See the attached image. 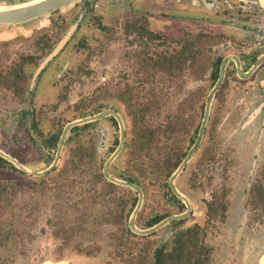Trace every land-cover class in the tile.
I'll use <instances>...</instances> for the list:
<instances>
[{"label": "rangeland", "instance_id": "374dc122", "mask_svg": "<svg viewBox=\"0 0 264 264\" xmlns=\"http://www.w3.org/2000/svg\"><path fill=\"white\" fill-rule=\"evenodd\" d=\"M27 1L0 0V6ZM213 1L215 7L195 8L186 1L183 14L178 0H77L50 16L0 26V151L31 172L43 171L55 157L53 135L67 123L114 110L124 125V146L109 173L121 181L135 180L142 188L135 226L148 229L156 219L181 213L166 183L191 141L175 129L180 102L198 100L193 90L199 82L189 77V69L179 73L178 36L214 35L208 43L213 56L251 55L243 35L257 46L258 34L242 28L239 2ZM181 16L211 22L183 21ZM143 26L157 37L141 35ZM71 27L66 44L34 78L51 53L47 50ZM19 61L24 62L23 80L13 89L24 91L14 95L4 80L14 77L10 68ZM257 75L243 82L228 67L214 96L209 132L176 180L193 215L150 236L133 234L128 227L137 194L111 188L102 175L120 138L113 117L70 131L58 165L47 175L33 177L11 163L0 168V264H154L155 250L169 252L176 234L194 225L200 228L195 255H203L201 245L208 249L202 264H257L264 254V203L251 185L264 156L251 151L264 147V92L258 87L264 74ZM201 83L211 85L205 77ZM24 111L34 128H25ZM214 168H223L222 182L219 177L210 182ZM242 173L247 181L229 180ZM211 186L224 190L226 197L224 203L218 197L217 210H206Z\"/></svg>", "mask_w": 264, "mask_h": 264}, {"label": "flooded vegetation", "instance_id": "af4514ba", "mask_svg": "<svg viewBox=\"0 0 264 264\" xmlns=\"http://www.w3.org/2000/svg\"><path fill=\"white\" fill-rule=\"evenodd\" d=\"M186 1H189L191 6L194 8H195V6H198V5L199 6L203 5L204 7H209V6L215 7L216 3H217V2H214L213 0H210V2H207V0H178L180 13H183V14L185 13L186 4H187ZM237 1L239 2V7H240L239 8V12H240L239 14H240V16H242L243 22H244V25L242 28L244 29V31L246 33L256 32L258 34L257 46H255V48L252 47V45H251L252 41H251V39L249 40V38H250L249 35L246 37L243 35V38L241 40L242 42L245 41L244 45H247V48L249 47L248 49H249L251 55H245V56L241 57V56H237L234 53H230V54H227L225 56H222V55L213 56L210 53L208 43H209V41H211L215 37L214 35H209L206 33L198 32V33H196L195 36L185 38L186 34L183 32V34L178 36L177 43H178V46L180 48V50L178 52V55H179V73L181 71V74H183L185 72V70L188 72V69H189V73H188L189 77H192V79L197 83L199 82V84H197V86L193 90L198 95V100H195L192 102H189L188 101L189 99L181 100L180 108L181 107L182 108L181 109L179 108L178 114L176 115V118H175V122H176L175 129H176V131L180 135H183L184 137L188 136V139H191V141L189 142V145H188V152L180 160V162L176 166V169L182 163V161L185 159V157L187 156L189 151L194 146L196 140L198 139L200 129H201L202 120H203V114H204V110H205L207 97H208V94L211 91V89L216 84V81L219 77L220 68H221L223 60L228 58V57H235L239 63L240 69H241L244 77L242 78L238 75L237 64H236L234 59L230 58L229 61L226 63L225 68H224V76H223L222 83L220 84V86L216 92H218L221 89V87L223 86V82L225 81V76H226L228 67H230L232 69L233 74L238 79L242 80L243 82L245 80H247V81H249L250 79L252 80V78H255L258 76L257 74H264V0H237ZM231 8H233V7L229 6V9H231ZM181 17H182L181 19H183V21L194 22L195 20H197V21L207 22V23L211 22L210 19L202 18V17H195V16H191V17L181 16ZM253 26H255V27H253ZM215 50L218 51V49H215ZM186 64H188L187 67H186ZM259 72H262V73H259ZM206 75H207V77H206ZM204 77L207 80L209 79L211 81L210 86L204 87L203 85H201L202 84L201 81H203ZM262 78H263L262 81H264V77H262ZM180 86H181V84H180ZM258 87L261 88V90L264 92V82L262 83L260 81L258 83ZM202 91H205V95L200 96V92H202ZM214 99L215 98H213L211 106H210L209 116H208L206 125L204 127V131H203V135H202L200 144L197 146V148H196L193 156L189 160V162L192 160V158L195 156V154L200 150V145H201L202 141L205 139L207 133L209 132L208 128L211 124V113H212V107H213ZM190 103L192 104L191 107H189ZM25 112H27V111H25ZM23 113H22V115H23ZM29 119H30L29 115H26L24 117V122H25L24 125H25V128L27 130H29L30 128H34V124H30L31 122L33 123V118H31L32 121L30 123L28 122ZM262 126H263L262 130L264 132V118H263ZM212 129H213V127H212ZM173 131H174V128H173ZM56 147H57V145H56ZM212 147H215V146H212ZM212 147L209 150L210 154H211L210 162L215 161V154H216V152L212 149ZM251 152L254 155L264 156V147L259 146V148H257V149H252ZM257 161H258V158L255 160V163H256L255 165H257ZM189 162L185 165V167L183 168L181 173L188 166ZM7 163H9V162H7ZM171 175H170V177H171ZM178 176L174 180V186L177 189V191H179V189L176 187V180H177ZM170 177H168V180L166 183L167 191H169L171 193V196H173L176 200H178L180 202L179 204L182 207V212L179 214H183V213H185V211L187 209L186 205L171 190V187L169 186V178ZM218 177L221 179L220 182H222L223 181L222 179H224L223 177H225V174L223 173V168H214V171L210 172V175H209L210 182H214V180L218 179ZM248 177H249L248 175L246 177H244V175L242 173V174L237 175V176L232 175V177L229 178V180L240 178L241 182L243 183V182L247 181ZM251 178H254V176L251 175ZM132 184H136L140 187L139 183H137V182L132 183ZM245 185H246V183H245ZM251 186L252 187L256 186L258 188V193L261 192L260 201L259 200L258 201L264 203V162H263L260 170L258 171V174H256L255 179H253V184ZM211 187H212V189L210 190L209 200L207 201L209 206H207L206 210H208V208H209V210L214 209V208L217 210L218 204H216V203L218 201V197L219 196L222 197L221 203H224L223 200L226 199V197L224 194V190H222V189L216 190L215 186L214 187L211 186ZM141 190H142V188H141ZM136 202H137V200H136ZM135 205H136V203H135ZM135 205H134V207H135ZM175 215H178V214H175ZM192 215H193V213H192V207H191V203H190V213L185 219H188V217H191ZM185 219H181V220H178L175 222L179 223L181 221H184ZM160 221H161V219H160ZM159 222H157V223H159ZM157 223H155V224H157ZM155 224H152L151 227L154 226ZM152 234H150V235H152ZM150 235H147V236H150ZM262 255H264V254H262Z\"/></svg>", "mask_w": 264, "mask_h": 264}, {"label": "water", "instance_id": "95a60500", "mask_svg": "<svg viewBox=\"0 0 264 264\" xmlns=\"http://www.w3.org/2000/svg\"><path fill=\"white\" fill-rule=\"evenodd\" d=\"M76 1L77 0H30V1L19 3L16 5L0 6V26H17V25L25 24V23H28L30 21L36 20L40 17L50 15V14H52V13H54V12H56L62 8L69 6L70 4H73ZM73 31H74V27H71L70 30L68 31V33L66 34V36L63 37V39L58 43V45L42 61V63L39 65V67L37 68V70L34 74V78L44 69V67L48 64L49 61H51L55 56H57L59 51L63 48V46L68 41V38ZM230 58L234 59L236 64H237L238 75L242 78L244 77V75L242 74V71L240 69L239 63L235 57H228V58L223 60L221 68H220L219 77L216 81V84L211 89V91L209 92L208 97H207L205 110H204V114H203V120H202L201 129H200L198 139L196 140L194 146L189 151V153L187 154L185 159L182 161V163L178 166V168L175 170V172L169 178V186L171 187V190L179 199H181L185 203L187 209H186L185 213H183V214L168 216L167 218L163 219L162 221L155 224L151 228L141 230V229H138L134 223V219H135L136 215L138 214V212L140 211L141 206H142V202H143V192H142L141 188L136 184H132L129 182L118 180V179L112 177L109 173V167H110L111 163L117 158V156L120 154V152L122 151V148L124 146V125H123L122 119L120 118L119 114L117 112H115L114 110L107 109V110H104V111L97 113L93 116H89L86 118L78 119L76 121L67 123L64 126V128L60 134L53 162L51 163V165L47 169H45L43 171L31 172L26 167H24L22 164L18 163L14 158L10 157L9 155L5 154L2 151H0V157L2 159L6 160L7 162L11 163L12 165H14L21 172H25V173L33 176V177H42V176L47 175L48 173L52 172L54 170V168L58 165L60 155H61V152L63 149V145L67 139L68 133L73 128L102 120L103 118H106L108 116L113 117V119L118 124L119 132H120V138H119V143H118L117 148L111 154V156L108 158V160L105 162V164L103 166L102 174H103V177L109 183H112V184L120 186V187L129 188L137 194V202H136V205H135V207H134V209L130 215V218L128 221V227L131 230V232L136 234V235H139V236L150 235V234L158 231L162 227L166 226L169 223H172V222H175V221H178L181 219H185L190 213V203L188 202V200L184 196H182L177 191V189L174 186V180L181 173V171L183 170L185 165L189 162V160L193 156L197 146L200 144V141H201V138L203 135V131H204V127L206 125V122H207V119L209 116V111H210V106H211L212 100H213V98L216 94V91L218 90L220 84L222 83L223 76H224V68H225L226 63L229 61ZM40 264H68V261L67 260H60V261L55 262V261L46 260ZM257 264H264V255H262L259 258V260L257 261Z\"/></svg>", "mask_w": 264, "mask_h": 264}, {"label": "trees", "instance_id": "16d2710c", "mask_svg": "<svg viewBox=\"0 0 264 264\" xmlns=\"http://www.w3.org/2000/svg\"><path fill=\"white\" fill-rule=\"evenodd\" d=\"M55 13V12H54ZM52 13V14H54ZM51 15V14H50ZM49 15V16H50ZM132 29L136 30L138 29V27H132ZM141 35H144V37L146 38H155L157 37V35L149 30H147L146 27H141L140 29ZM48 48V46H47ZM53 48H49L47 51V53H49L50 51H52ZM46 53V54H47ZM173 57H170V60ZM28 61L29 64H32L33 58L32 57H26L25 61ZM22 63L24 62H17L15 65H13V67L15 68H10L12 69L10 72L13 73L14 77L11 79H7L6 78L4 80V84H6L7 88L14 94V95H20L23 94L22 89H17L14 90L13 87L16 86L17 87V81H22L23 80V65ZM10 72L7 73V77L10 76ZM12 75V76H13ZM26 115H30L29 112H25L23 113V120L24 117ZM114 120V119H113ZM30 123V121H28ZM30 124H33L32 122ZM88 125H84L83 128L87 127ZM77 130L76 128H73L71 132ZM60 133H57L55 135L52 136L51 138V146L52 148L55 150L56 149V145L58 143L59 137H60ZM30 140L35 143V140L33 138H30ZM8 165V163L2 159L0 157V168L2 167H6ZM129 183H135L137 181L134 180H128ZM107 184L111 187V188H116L117 186L110 184L109 182H107ZM136 203V199H134V203H133V207ZM160 219H156L154 220V223L159 222ZM152 225V224H151ZM200 230L199 226L195 225L190 229H187L186 231H179L176 236L174 237L172 243L173 246L171 248V250L169 252H164L163 249H158L155 250L153 253V262L154 264H202V259L201 258V253L199 252L197 255H195L196 253V248H197V244H198V231ZM200 251H202L203 255L202 256H206V253L208 251V249H206L205 247H203L202 245L200 246ZM206 258V257H204Z\"/></svg>", "mask_w": 264, "mask_h": 264}]
</instances>
